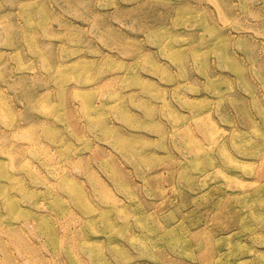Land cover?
<instances>
[{
    "label": "rangeland",
    "instance_id": "rangeland-1",
    "mask_svg": "<svg viewBox=\"0 0 264 264\" xmlns=\"http://www.w3.org/2000/svg\"><path fill=\"white\" fill-rule=\"evenodd\" d=\"M0 264H264V0H0Z\"/></svg>",
    "mask_w": 264,
    "mask_h": 264
}]
</instances>
